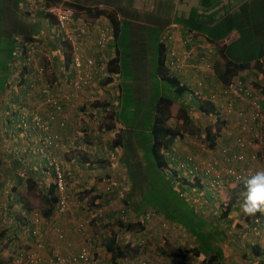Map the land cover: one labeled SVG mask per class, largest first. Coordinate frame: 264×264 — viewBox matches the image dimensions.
Listing matches in <instances>:
<instances>
[{"label": "crops", "instance_id": "0c3cea01", "mask_svg": "<svg viewBox=\"0 0 264 264\" xmlns=\"http://www.w3.org/2000/svg\"><path fill=\"white\" fill-rule=\"evenodd\" d=\"M59 1L61 0H0V80L2 84L0 90V164L2 163V170L0 171V193H2L1 196L4 199V205H6V202H8V205L10 203V205L18 206L15 207L18 213L23 211V204L21 202V198L19 197V193H28L31 189L27 179H32L33 177L36 184V189L46 191V194L52 185V180L50 179L52 173L49 169H46V158H50L51 155L56 156L64 168H69L68 170L70 171L71 162L67 161L68 156L66 154L67 152L65 151L72 147V145H70L72 138L77 139L80 144L79 137L76 136L77 131L75 130V127L77 129V126L80 124L79 116L85 118L84 114L89 112L95 113V111H97L89 108L87 105L89 97H86V94L93 92L95 89V87L92 88L91 83L95 82L96 87H100L99 83L103 78L112 76L113 83L111 84L115 85L116 90H119L120 87V75L118 73L110 75L106 70L108 61L115 56L114 47L117 46L119 39H116L115 34L109 31L110 27L106 19L101 17L92 18L85 9L96 8L99 11H105V13L110 14L117 20H127L130 23L131 29L129 35L130 40L124 47L125 49L127 48L126 50L128 52L132 49V46L129 48L128 45L130 42H133V34L137 36L139 33H142L138 27L142 28L143 26L145 28L148 26L153 29H159L160 35L164 27L170 23H174L179 26V29L175 30L173 33V39L175 41L173 43L175 48H178V45L184 36L183 32L186 29H184L182 25L176 23V20L187 19L191 11H197L198 15L206 16L204 19L205 22L212 20V22L208 25L210 30H213L214 26L218 22H221L222 19H231L233 22L232 31H230L227 37L230 36L233 39L232 42H234L238 40L241 32L243 33L247 31V25L244 18L248 17L250 19L253 15V11H258L253 7L254 0H62L66 6L70 5L72 8H74L75 4L85 7V9L80 11L79 14L83 19H85V21L88 18H92V22L86 21L89 24L86 25L87 28L85 30V34L83 38H81L80 48L86 56H90L95 61H100L105 65L103 70L99 68L93 70V80L91 81L90 85L88 88H84L79 91L70 87L69 82L72 78V74L70 72L69 66L66 67L65 65L66 58L62 52V46L59 41V37L54 34L51 21L44 15L43 12V7H45L43 4L60 5ZM208 1L210 2V5L205 8L204 4L202 5L201 2L207 3ZM149 9L150 11L154 10V14H151V16L148 17L146 14L148 13L147 11ZM144 11L146 12L143 13ZM144 15H146L145 18H143ZM154 17L157 20H155ZM76 21L80 22L83 20H81L80 17H77ZM227 27H229V24H227L226 29ZM100 29H105L107 33L106 41L101 46L96 43ZM108 31L110 33H108ZM191 34L196 35L195 37L197 39L196 42L198 45L202 47L212 46L215 48V54L211 58L212 69L209 71L206 69L203 70L197 59L198 53H194L190 61H187L185 64L180 63L178 65L179 68L173 71L176 72V75L180 77L181 82L185 84L190 91H195L196 81L202 80L204 83L202 93L207 95L209 92L218 90L222 87L221 83L219 82L218 72L224 68L225 61H232V59L228 54L227 49L220 51V48L212 45L215 44V42L210 41L209 37L199 33L196 34L194 32ZM18 35L22 37L20 38ZM22 38L24 40H22ZM30 38L36 39L40 44L38 49L39 53L37 55L38 60L32 61L30 64H25L23 62V50L26 49V47H24L22 43L27 42ZM51 46H53V49ZM184 49L185 48L182 47V51H184ZM144 51H146L145 54L149 53L151 56L149 51L143 50V52ZM178 51H180V48ZM131 54V52L126 54V57L132 61L131 66H133L134 57ZM3 57H6L7 60ZM46 57L48 62L45 61ZM237 58L234 56V59ZM37 61L44 63L46 67L45 80L54 84L53 95L61 100L64 108L63 114H60L58 119L64 118L66 120V127L61 129L57 124H54L55 126L52 124L53 136L56 137L58 143L61 144V146L54 152L50 149L37 152V148L41 146V141L36 138L35 134L31 130H22L18 126V118L20 116L18 112L20 114L22 112L30 114L36 111L42 112L45 115V110L47 107L42 105L41 94L38 93V88L36 87L32 90V92L27 89L28 81L33 79L32 74L28 75V73L29 71H34L36 69ZM195 65H197L200 69H195L193 67ZM259 72L256 69L250 68L249 71H244L240 75L247 77L248 82L262 83L264 87V78L262 77L263 75L259 74ZM248 75H250V77ZM63 80H65L66 84L60 85V83L62 84ZM71 94H73L72 98L69 97ZM261 96L264 98V94ZM66 97H68V99H65ZM190 103L193 105L191 99ZM115 104L118 105L116 102ZM80 105L84 106L86 109L84 108V110H82ZM81 112H83V114ZM75 123L78 125H75ZM117 132L118 131L115 130L106 134L115 136ZM112 133H114V135H112ZM92 138L94 139V143H91V145H86V139L83 140L84 149L87 147L85 150H88L92 153L93 151H96V147H99L100 143L107 144V142H104V134H101L99 137H95V135H93ZM102 146L103 144H101V147ZM174 151V154H176V152L179 153L181 150L176 148L175 145ZM78 158L80 159V157ZM78 158L74 159L73 163L75 161L77 162ZM41 177H46L44 182L40 180ZM45 181L48 182V184H46ZM89 183L92 184L93 179L88 181V183H85L84 186H88ZM11 184V189L7 190V187ZM93 185L94 184H92L91 187H93ZM46 194L42 196L44 206L46 205L44 202ZM72 195L73 193L71 190H69V196L72 197ZM27 199L28 201H31L30 197ZM47 207L48 206L46 205V209H48ZM234 207H236L234 208V211L239 209L237 208V205ZM25 211H27V209H25ZM259 214L260 224L255 228H249L251 231H249L248 234L246 233V230L244 231V235H248L246 239H242L240 237L241 234H238V244L236 246V250L234 247L233 250H230V253H225L223 250L224 264H264V229L262 227V224L264 223V214ZM230 217L231 214L228 213L226 221L233 220V226L236 225V223L240 224L241 220V223L244 224L245 228L247 227L245 221L247 216L244 214L238 216V219L234 217V219H231ZM13 222L15 223L14 229L17 230L18 221ZM154 224L149 227V231L153 233L154 231H152V228ZM62 225L65 228V232L67 233L70 241L68 246L71 245L77 248V245H81L82 242L77 240V236L72 233L70 229L71 224L63 222ZM66 228L68 229L66 230ZM42 230L45 232L44 237L47 241L46 234L51 233L45 230V228H42ZM145 230L141 232V235L144 234ZM129 236H131V233H128V235H125V237L122 239L121 235L117 234L116 242L123 244L125 242V238H129ZM99 241L100 244L95 240L94 237L92 252L93 258H95L96 253H98L97 256L99 259H101L104 254L107 256L109 253H107L106 250L100 246L103 240L101 239ZM46 244L50 245V242L45 243L44 247ZM56 244L65 243L58 242L55 238V241L52 242V245L57 246ZM245 244L246 247H251L252 250H254V247L257 246L259 250L258 254H261L255 257V261L247 262V260L243 258V255L241 256L242 253H240L239 248L241 249V247ZM64 246H62L64 250H66V247L69 249L68 246ZM97 246L98 248H96ZM42 252L46 253L45 250ZM129 254L131 255L132 253ZM138 254L144 255L145 249L138 252ZM139 258L144 257L139 256ZM93 260L91 264H107L106 260H108V258L106 257V260L103 263L99 260H97L99 263L93 262ZM118 261L117 264H121ZM167 262L169 261L165 260L164 264Z\"/></svg>", "mask_w": 264, "mask_h": 264}, {"label": "trees", "instance_id": "16d2710c", "mask_svg": "<svg viewBox=\"0 0 264 264\" xmlns=\"http://www.w3.org/2000/svg\"><path fill=\"white\" fill-rule=\"evenodd\" d=\"M201 4H204V7L207 8V6L210 5V2H201ZM253 5V7L258 11H253V15L250 19L248 17L244 18L247 25V31L243 33L241 32L238 40L220 47L217 43L222 42L228 36L230 31H232L233 22L231 19H222L221 22H218L214 26L213 30H210L208 27L212 20L205 22L204 19L206 16L198 15L197 11H191L188 18L185 20H176V23L182 25V27L186 29L183 32V39L189 33H199L209 37L210 41L215 42V46L219 47L220 51L227 49L232 61H225L224 68L218 72L219 82L221 83L222 87L228 84L233 78H239L244 83L248 82L247 77L241 76L240 74L244 71H249L250 68H253V66H251L252 63L254 67L264 74V0H254ZM74 7L79 11L85 9V7H82L79 4H75ZM85 10H87L89 16L92 18L101 17L106 19L110 27L109 31L115 34L116 39H119L117 46L114 47L115 56L108 61L106 68L108 74L113 75L118 73L120 75L121 83L119 85V90H116L115 85L111 84L113 83L112 76L103 78L99 83L101 89L104 92L103 97L105 98V102L102 107L103 109H106V111H113V114H107V119L109 120L110 118L111 124H105L107 127L105 129V126L104 128L93 126L95 122L94 119H88L87 121L90 124L89 127L94 128L98 132L95 137H99L102 134V130H105L106 133L115 130L118 131V134H116V139L114 142L110 143L111 146L108 147V149L109 152H116L118 148H122L121 150L124 151L122 154L123 157L121 156L119 159L128 171L126 181L129 184V191L126 193L123 199L118 200V203L122 208H124V217L126 218L123 221L116 220L119 230L122 233V239L123 235L126 233H131V236L134 235L135 238L142 236L143 234H140L142 231L138 234L135 233V230L138 228L139 230L144 231L146 229L145 224L150 222V220H156V218H158L159 221H157V224H162L163 221L167 222L168 226L181 229V231L193 238L195 247H193L191 251L196 257L200 255L204 256V260L202 261L203 264H224V251L220 244L226 242L227 238L224 234L230 229L231 221H225L221 224H213L212 222H208L200 215L202 213V208H196L195 206L191 205L188 198L183 195L186 191L192 190L191 187L197 186L204 195L210 196V191L205 190V188H222L223 184H218L217 181L213 182L214 180L207 178V176L205 177L204 175H196L194 178L195 181L193 184H190L188 183L187 178H185L180 172L179 176L182 183L179 185V190H175L171 180L167 179V176L170 174L167 175L165 173L168 161L171 160V155L174 152L175 141L177 137H182V134L174 133L172 132L171 128L165 126L166 122L169 120L170 108L178 101H182L184 94L187 93L190 96L192 104L198 110V112H200V114L205 115L206 117L208 114L216 117L217 123H219V128L217 130L219 133L220 125L225 123L218 115V112L220 111L219 105L213 104L212 102L205 103L199 101L197 97L193 95V92L181 82L180 77L176 74H173L174 71H171L169 67L170 61L166 63V58L168 57L167 47L163 44V42L160 41V30L150 27L149 29L151 32L145 30V38L143 40L145 44L142 48H148L146 44L150 42L151 38H153L156 51V62L155 66L149 70L150 74H152L150 75L151 84L155 82L157 87L161 86V88L158 92L159 95H157L158 93L155 92V97L157 95V99L152 112L147 113V108L143 106L135 93L132 95V92H130L132 86L129 83V80L131 78L130 73L132 74V61L126 57V54L130 53V51L128 52L126 50L127 48L125 49L124 47L129 41L127 36L129 37L130 35V23L125 19L117 20L110 14L105 13V11H99L96 8H87ZM227 24H229V27L226 29ZM148 34L150 36H148ZM184 47L186 50H189L190 45L186 44ZM195 51V53H198L199 56V51H201V49L197 47ZM245 51L247 53H245ZM143 53L145 55L146 51ZM234 56L238 58L234 59ZM65 58V65L68 67L70 62V54L67 50L65 51ZM172 60H174V58ZM248 76L250 77V75ZM261 86L262 83H252V87L257 93V89ZM1 87L2 84L0 80V90ZM217 92L218 91H213V93ZM166 93L172 94L174 97H169L166 95ZM262 93L264 94V87L258 94L263 95ZM218 100L223 101L221 98ZM115 102L118 103V105H116ZM181 104L182 105L179 108L180 119L188 123L191 120L189 117V112L187 111L188 108L185 104ZM261 105L263 106V102H261ZM80 108L84 110L83 106ZM129 110H131V114L128 112ZM138 130L142 131L139 132ZM261 130H264V122ZM204 132L207 136L206 139L209 141V148L217 150L218 152L216 153L214 151V156L222 158V151L216 146L217 143L215 141L216 137L218 138L219 135L215 134L210 136V130H204ZM223 143L225 144V142ZM132 146L134 147L131 148ZM129 148L134 154L132 156L134 157L135 162L137 159L144 157L145 151L150 152L153 162H148L145 160V163L139 167L133 166L131 163V161H133V157L128 158L126 154V151ZM69 149L73 148L70 147ZM166 153H168V156ZM82 160H84L83 162H86V159L78 158L79 162H82ZM206 160L209 159L207 158ZM49 161L50 159L46 158V164ZM148 163L149 165H147ZM60 166L62 169L64 168L61 162ZM147 166H151V168ZM130 169L132 173L130 172ZM150 170L151 172L148 173ZM65 171L67 172V170ZM107 176L109 178V175ZM65 177L68 179L69 175H66ZM207 180L209 182H207ZM126 181L124 180L121 183L125 184ZM240 187L243 188V184ZM68 189L70 190L69 187ZM93 191L94 187H91L89 191L87 190V192L84 193V195L87 193H93ZM135 193L139 194V201L137 202L138 206H134L136 218L135 221H133L126 209L129 199ZM81 197L82 193L80 198ZM107 198L108 199L105 204L115 199L114 193L110 195V198ZM56 201L57 196L55 194V186L52 184L44 198V202L48 206V209H46L43 213L46 218H49L53 213ZM99 207L100 205H93L92 209H97ZM86 210H88V208ZM229 212L230 208H223L221 217L226 219ZM7 213L9 218H7V221L4 223L2 221L3 224L0 223V226H4L3 230L10 231L11 229H14L15 223L9 221L12 215L10 212ZM146 215H149L150 219L147 220ZM259 217V213H257V215L254 217L247 216L245 220L246 225H249L250 219H258ZM14 221L17 222L18 218H16ZM163 225H165V223ZM1 235L3 234L0 232V236ZM32 239L34 240L35 237ZM116 241L117 239L115 236H111L110 240L105 245L106 252L111 256V264H117V261L127 257V253L130 251L129 245L124 246ZM237 244L238 236L237 238H234L232 246H237ZM136 246H139L137 242ZM139 249L140 251H143L145 247L139 246ZM239 251L242 253L241 256L243 255V258L246 259L247 262L255 261V257L261 254H258V250L254 251L251 249V247H246V244L242 246L241 249L239 248Z\"/></svg>", "mask_w": 264, "mask_h": 264}, {"label": "rangeland", "instance_id": "374dc122", "mask_svg": "<svg viewBox=\"0 0 264 264\" xmlns=\"http://www.w3.org/2000/svg\"><path fill=\"white\" fill-rule=\"evenodd\" d=\"M59 2L60 5H65L62 0ZM74 9L77 11V17H80L81 20L85 21V19H83L80 16L79 14L80 11H78L75 7ZM145 12L146 11H144L143 13ZM147 12L148 13L146 15H148V17L151 16V14L152 15L154 14V10L150 11L149 9ZM146 15H144L143 18H145ZM154 19L157 20L155 17ZM86 21L92 22V19L88 18L86 19ZM166 27H164V29H166ZM142 28L144 27L142 26ZM142 28L138 27V29L141 30L142 33H139L137 36L133 34L132 37L133 42L132 43L130 42V44L128 45L129 48H131L132 46L130 52L132 53L131 55L134 57V64L133 66H131L132 74L130 73L131 78L129 80V83L132 86L130 91L132 92V95L135 93V95L139 98L143 106L147 108V113L149 112L151 113L154 104L156 102L157 95H159L158 92L160 91L161 86L157 87V84L155 82L151 84L150 75L152 74H150L149 70L150 68L155 66L156 51L153 43V38H151L150 42L146 44L148 46L147 50L149 49L148 51L150 52L151 56L149 55V53L145 55L143 54V50H146V49H142V47L145 44L143 42L145 38L144 35L145 30H147L148 32H151V30L149 29L150 27L148 26H146L144 29ZM148 36L150 35L148 34ZM195 36L196 35H193V40H196ZM19 37L21 38L22 36ZM127 38L130 40V37L127 36ZM229 38L231 39L230 40L231 43L233 39L230 36ZM51 48L53 49V46H51ZM245 53L247 52L245 51ZM3 58L7 60L6 57ZM45 61L48 62L47 57ZM251 66H253V69H256L259 72V70L256 67H254L253 63ZM170 70L172 71L176 69L170 67ZM173 74H176V72H174ZM259 74L263 75L262 77L264 78V74L262 72H259ZM64 84H66L65 80H63L62 84L60 83V85H64ZM91 86L92 88L95 87V89L93 92L86 94V97H89V101L87 102L88 103L87 105L89 108L97 111H95V113L89 112L87 114H84L85 118L79 116L80 124L78 125L75 123V125H78L77 129L75 127V130L77 131L78 135L76 134V136L79 137L80 144L77 141V139L72 138L70 145H72V147L75 146V148L73 147V149H69L65 151L67 152L66 154L68 156L67 161L71 162L70 171L68 170L69 169L68 168L65 169L67 170L68 173L66 171L65 172L66 175L70 174L69 178L67 179V183H68V187L73 193L72 197H70V206L72 207L68 210L67 213L63 215H56L54 213V216L51 215L49 218H46L43 215V213L46 210V205L44 206L43 198H42V196L46 194V191L36 189V184L34 182L33 177L32 179H27V182L31 187V189L29 190L30 192L19 193V197L21 198V202L23 204L22 206L23 211H20L19 213L17 209H15V207L18 206L10 205V203L8 205V202H6V205H4V199L1 196L2 193H0V223H2V221L4 223L5 221H7V218H9L7 216L8 214L7 212H10L12 215L9 219L10 222H13L16 218H18L17 230L11 229L10 231H5L3 230L4 226H0V232L1 234H3L0 236V264H18L16 258L14 261H12L11 258L16 251L22 248L29 249L31 253L32 252L35 253V251L37 252V249L35 248L34 240L31 238L30 232L28 230L30 228V224L35 222V215H32L34 212H37L42 216V219L39 222L35 223L36 227L41 233L40 238L42 240V243L45 244L50 242V245L46 244V246L42 249V251L43 250L46 251V254L50 253L55 249L62 256H69L77 251V249L74 250L75 246L69 245L70 246L69 249L66 247V250H64L62 247L64 245L67 246V244H70L68 235L65 232V228L62 225L63 222H66L67 224H71L70 229L72 233H74L77 236V240L79 241L83 240L81 239L82 238L81 236H85L86 234H89L88 231H91V233L95 235V240L99 242V244H100L99 240L101 239L103 240L102 244L100 245L101 247H103V249H105V245L110 240L111 236H115V238L117 234L122 236V233L120 232L115 219V214L113 213L114 210L120 208L119 203L117 201L115 202L109 201L107 204H105V202L108 199L107 197L110 198V195L103 193V186L105 180L108 178L107 175H109V177H113L114 179H120L122 181L124 180V178H127L128 171L126 170V167L121 163L119 159V157L121 158L124 151L121 150L122 148H118L116 151V157H115L116 160L113 161L110 160L109 158L110 152L108 147L111 146L110 143L114 142V140L116 139V135L115 136L107 135L105 130H102V134H104V138H105L104 142L105 143L107 142V144L100 143L99 147H96V151H93V153L88 150H85L87 149V147L85 146L86 148L84 149L83 146L84 143L83 140L85 139H86V145L87 144L91 145V143H94L93 142L94 139L92 137L93 135H96L98 133L94 128L89 127L90 124L88 123L87 120L88 119L97 120L98 118V120L99 119L101 120L100 127L104 128L105 124H111L110 118L109 120L107 119L108 116L107 114L108 113L113 114L112 110L106 111V109H103L102 107L105 102V98L103 97L104 96L103 90L100 89V87H96L95 82L91 83ZM150 88H151V93H150ZM262 88L263 85L257 89L258 93ZM218 90H213V91H218ZM155 92L158 93L156 97H155ZM202 92L203 89L200 91H196V94L200 95L197 98L201 101H203L206 98L205 94ZM166 95L172 98L174 97L172 96V94L166 93ZM182 99H183L182 101H178L175 105H173L170 108L169 120L165 124V126L171 128L172 132L182 134V137H177L175 141L176 148H179L181 150L177 154L180 156H184V155L193 156V158L195 159L194 162L199 167H202L203 164H206L208 162L206 160L207 158L209 160L220 159L218 156H214V151L218 153L217 150H213L209 148V141L206 139L207 136L204 130H210V136H213L215 134L219 135L218 138L216 137L215 141L217 143L216 146L220 148L222 151L224 148H230L231 146L230 142L225 141L226 139L224 135L226 134L225 132L227 130L232 131L234 127H232L231 125H233L234 122H232L231 124L227 123V127L225 128L221 127L218 133L217 130L219 127V123L216 122L215 117H211L209 114L207 115V117L205 115L200 114V112H198V110L194 107V105H191L190 98L187 93L184 94ZM181 103L185 104L188 108L187 111L189 112V117L191 119L190 122L188 123L180 119L179 108L182 105ZM81 106L82 105H80V107ZM128 112L131 114V110H129ZM81 113L83 114V112ZM93 126L95 125L93 124ZM106 128L107 127L105 126V129ZM138 131L141 132L142 130H138ZM235 132H236V128L234 129L233 133ZM260 133H261V137L257 140V144H253L252 147H250V153L254 154L255 156V158L252 159L254 161L245 162L243 165L242 164L237 165L234 163L232 167L234 171L240 172V170L242 169L244 171L246 170L255 171L259 168H264V130H261ZM112 135H114V133H112ZM223 142H225V144ZM101 144H103L102 147ZM133 147L134 146H132L131 148ZM126 152L128 158L133 157L132 155L134 154L130 148L127 149ZM78 157L86 159L85 164L84 162H79V161H77L78 163L76 161L73 163V160ZM145 160L148 162H153L152 156L149 151H145L144 157L141 159H137L136 162L134 161V157H133V161H131V163L133 164V166L139 167L140 165L145 163ZM147 165H149V163ZM1 167H2V163L0 164V171L2 170ZM147 167L151 168V166H147ZM130 172L132 173L131 169ZM150 172L151 170L148 171V173ZM213 173L214 176L219 175L221 179L225 176L224 174H221L220 166H218L213 171ZM45 178L46 177H41L40 180L44 182ZM50 179L53 181L52 176L50 177ZM91 179H93L92 184H94L93 185L94 191L93 193L86 194L88 198V202H84L85 203L84 204L83 203L84 193H86L87 190L89 191L92 185L89 183L88 186H84V184L88 183V181H90ZM167 179L171 180V182L173 181L171 176H167ZM207 182L209 181L207 180ZM45 183L48 184V182L46 181ZM174 183H175L174 189L179 190L177 186V182L175 181ZM223 184L225 186L222 188H213V187L209 189L205 188V190L210 191L211 194L210 196L204 195L203 192L200 191L197 186L193 187L192 190L186 191L184 193V196L188 198V200L190 201L189 203L191 205L195 206L196 208L203 209L200 215L203 218H205L208 222H212L213 224H221L227 220L221 217L223 208H227V207L230 208L231 211L229 212V214H231L230 217L231 219L234 218L238 219V216L243 215V213L240 212L239 209H236L237 211H234V208H236L234 207L235 205H237L238 206L237 208H239L241 193L243 191V188L240 187V183L228 181L227 179H225L223 181ZM11 187L12 184L7 187V190L11 189ZM81 193H82V197L80 198ZM138 196L139 194L137 193L133 194L132 197L129 199L127 205L129 216L133 221H135L136 218L134 206L135 207L138 206L137 205V202L139 201ZM28 197L31 198V201H28L27 199ZM93 205H97V206L100 205L99 211L92 210ZM87 208L88 210H86ZM25 209H27L28 212L25 211ZM88 211H89V216H88ZM100 215H102V217L98 218L100 217ZM26 216H27V220H26ZM91 217H92V222L88 225L87 223L90 222ZM120 220H122V218L118 219L117 221ZM161 220H162V216H161ZM95 221H98L99 223H96ZM157 221H159L158 218H156V220H150V222L145 224L147 229L145 230L142 236L136 239L134 235L129 236V238L128 237L125 238L124 240L125 242L122 245L125 246L127 243L130 244V252L127 253L129 256L127 255V257L120 259L118 262H120L121 264H139V261L144 260L149 264H164L166 260L169 261L166 264H203L202 261L204 257L201 255L196 257L194 253L191 251L192 248L195 247V244L193 243V238H191L185 232L181 231V229L168 226L167 222L163 221L162 224H157ZM230 221H231L230 229L227 230V232L224 234L227 238L226 242L220 244V246L223 248L225 253H230V250L236 248V246L235 245L232 246V244L234 238H237L239 233L241 234L240 237L242 239H246L248 235H244V231L246 230V233L248 234L249 228H255L260 224V218L258 219V221H255V219L253 218L250 219L249 225H247L246 228L244 224L241 223V220H240V224L236 223V225L234 226H233L234 224L233 220ZM76 223L77 226L83 224V229L80 232V234L75 233L74 225ZM164 223L165 225H163ZM153 224L154 226L152 228V231H154V233L149 231V227ZM262 227L264 229V223L262 224ZM42 228H45V230L51 233V234L48 233L46 234L47 241L45 240L46 239L44 237L45 232H43ZM57 229H59L60 231L56 232ZM67 229L68 228H66V230ZM141 231L143 230H139L137 228V230H135V233L139 234ZM60 232L61 234L63 233L65 235L66 239L68 238V240L66 241L67 243L56 244L57 246H53L52 242L55 241V238L57 239L56 235ZM125 235L128 234H124L123 238L125 237ZM139 238H142L143 240H145V242H147V247L145 248L144 255H139L138 252H136L138 250L133 249L136 246V242H138ZM76 247H78V245ZM96 248H98V246ZM131 252L132 254L130 255L129 253ZM97 254L98 253H96L95 258H93L94 259L93 262H98L97 260H99L103 263L107 257L108 260H106V263L111 264L110 254H107V256L104 254V256L101 257V259H99ZM139 256L144 257V259L143 258L140 259Z\"/></svg>", "mask_w": 264, "mask_h": 264}, {"label": "built area", "instance_id": "2783aa9c", "mask_svg": "<svg viewBox=\"0 0 264 264\" xmlns=\"http://www.w3.org/2000/svg\"><path fill=\"white\" fill-rule=\"evenodd\" d=\"M47 13L53 21V27L56 33L60 36L61 42L66 45L65 50L70 54L69 67L72 74L70 80V87L75 90H82L88 88L91 81L93 80V70L99 68L104 69L105 65L102 62L95 61L92 57L86 56L81 46V38L85 34L87 24L84 22L78 23L75 20V11L72 8L65 6L53 5L47 9ZM79 26V27H78ZM179 29L177 24L171 23L161 35L160 41L167 47V53L170 59V67H178V65L185 64L187 61L192 59L193 54L196 52V48L199 47L200 55L198 56V61L203 70H211L212 63L211 58L215 53V48L212 46L202 47L198 45L195 40H193V35L188 34L178 48L174 46L173 33L175 30ZM108 33H110L108 31ZM107 38V33L105 29L99 30V36L96 39V43L101 46ZM230 38L223 40L219 45H225L230 42ZM189 44V50L182 47ZM180 48V51H178ZM182 51V52H181ZM34 49L31 48L26 52L25 64H30L33 58ZM174 58V60H172ZM195 69H200L197 65L193 66ZM33 79L28 81L27 87L30 90L39 89L40 94L43 97V104L47 107L45 116L41 115L39 112H33L30 115L25 113L20 114L18 119V126L21 129H30L34 132L36 136L44 134L43 146L45 148H55L61 146L58 143L56 137L53 136L52 124H57L59 127L64 128L66 121L65 119H58V116L63 113V104L58 97L51 94L52 86L44 78V68L38 66L36 70L32 73ZM197 87L200 89L203 86V81H197ZM73 97V94L69 96ZM219 98H221L225 103V110L220 113V118L224 121L234 122L232 131L227 130L224 135L225 139L231 143L230 148H224L222 150V158L209 160L202 167H199L193 160L192 157H185L184 159L178 160L177 168L183 171L185 176H189L190 180H194L196 175H204L207 178H211L217 181L218 184L223 183L225 178H229L231 181L236 183H242L244 177L252 173V170L243 169L240 172H236L232 169L234 163L237 165H243L245 162H252L255 158L254 154L250 153V147L253 144H257V140L261 137V129L264 122V111L261 102L264 98L260 97L259 94L252 87L250 82H242L239 78H233L228 84L224 85L219 89L217 93H211L208 100L215 103ZM65 99H68L66 97ZM243 104V105H241ZM234 107H237L235 110ZM94 125L100 127L101 120H95ZM227 127L225 124L223 128ZM236 128V132L234 129ZM225 140V141H226ZM38 151H42L40 148ZM249 151V152H248ZM256 151V150H255ZM116 152L111 151L109 154L110 160H116ZM48 168L52 171L53 185L55 186V194L57 196L56 211L57 213H65L70 204V199L68 196V183L66 179V174L64 169L60 166V162L54 157L50 159L47 163ZM221 167V174L225 176L221 179L219 175H215L213 171L218 167ZM200 172V173H199ZM199 173V174H198ZM114 178H107L104 182V191L106 194H113L115 196L114 200H121L124 198L128 191V184L121 183ZM113 200V201H114ZM88 202V198H83V203ZM85 204V203H84ZM100 208L94 209V211H99ZM124 208L119 210L121 218L124 220ZM102 215H100L101 218ZM97 218V219H98ZM147 220L150 219L149 215H146ZM39 215L35 214V223L39 222ZM88 221V220H87ZM92 221V217L89 225ZM83 229V224L77 226V231L81 232ZM32 236L37 237V232L33 231ZM62 238V236H59ZM86 244L80 248L77 254L62 256L56 251H52L50 258L43 261L35 253L21 251L16 255V261L21 264L26 260L30 264H88L91 257V251L89 250L93 243V239L87 235ZM39 241V240H38ZM139 246H144L146 244L145 240L139 238ZM38 247H41V243H38ZM141 264H147L146 262H141Z\"/></svg>", "mask_w": 264, "mask_h": 264}, {"label": "clouds", "instance_id": "9594fccd", "mask_svg": "<svg viewBox=\"0 0 264 264\" xmlns=\"http://www.w3.org/2000/svg\"><path fill=\"white\" fill-rule=\"evenodd\" d=\"M50 5H52V4H43V6H45V7H43V12H44V15L51 21V24H52V27H53V21H52V19L50 18V16H49V14L47 13V9L49 8V7H51ZM53 6V5H52ZM57 6H59V5H57ZM60 6H65V7H69V6H66V5H60ZM69 8H72V7H69ZM74 11H75V20L77 19V11L74 9V8H72ZM92 19V18H91ZM81 22H84V23H86V24H89L88 22H86V21H80V22H78V23H81ZM171 24V23H170ZM169 24V25H170ZM168 25V26H169ZM167 26V27H168ZM166 27V28H167ZM53 29H54V34L56 35V36H58L59 37V41H60V43H61V46H62V52H63V54L65 55V47H66V45L64 44V43H62L61 42V38H60V36L56 33V31H55V28L53 27ZM165 30V29H164ZM163 32L164 31H162V34H163ZM161 34V35H162ZM191 34V33H190ZM161 35H160V39H161ZM227 38H229V37H227ZM227 38H225V39H227ZM58 39V38H57ZM224 39V40H225ZM22 40H24L23 38H22ZM175 42V41H174ZM221 43V42H220ZM220 43H217V44H220ZM230 43V42H229ZM228 43V44H229ZM23 44V46L24 47H26V49H24L23 50V60H25V56H26V52L29 50V49H31V48H33L34 49V52H33V58H32V61H35V60H38V58H37V55H38V53H39V51H38V49H39V43L37 42V40L36 39H32V38H30V39H28V41L27 42H23L22 43ZM212 45H214L215 46V44H212ZM219 48V47H218ZM69 53V52H68ZM215 54V53H214ZM167 55H168V53H167ZM214 56V55H213ZM167 60H166V63L167 62H169L170 61V59H169V55H168V57L166 58ZM31 61V62H32ZM38 66H42L43 68H44V78L46 77V67H45V65H44V63L43 62H38L37 61V66H36V69H37V67ZM170 67V66H169ZM174 69H178L179 67H173ZM35 69V70H36ZM69 69H70V67H69ZM33 71H29V73H28V75L29 74H31ZM71 72V71H70ZM232 80V79H231ZM30 81V80H29ZM47 81V80H46ZM198 81V80H197ZM197 81H196V83H195V87H196V89H195V91H192L193 92V94H194V96H196V97H199L200 95L199 94H196V91H200V90H202L203 89V87H204V83H203V86H202V88H198L197 87ZM47 82H49V81H47ZM50 84H51V86H52V89H51V94L53 95V83H51V82H49ZM27 89L30 91V92H32V90H30L28 87H27ZM219 91V90H218ZM38 93H40L39 92V89H38ZM211 93H213V91H211V92H209V94H207V95H205L206 96V98L203 100L205 103H207V102H210L209 100H208V98H209V95L211 94ZM196 94V95H195ZM54 96V95H53ZM198 99V98H197ZM199 100V99H198ZM41 101L43 102V97H42V95H41ZM199 101H201V100H199ZM203 101H201V102H203ZM213 103V102H212ZM213 104H218L219 105V112H218V115L220 116V113H222L224 110H225V103H224V101H219V100H217L215 103H213ZM42 105L44 106V107H46L43 103H42ZM241 105H243V104H241ZM234 109L236 110L237 109V107H234ZM63 111H64V109H63ZM34 112H36V111H34ZM45 112H46V110H45ZM22 113H24V112H22ZM21 113V114H22ZM33 113V112H32ZM41 115L43 114L42 112H39ZM18 114L20 115V113L18 112ZM25 114H27V113H25ZM31 114V113H30ZM30 114H27V115H30ZM63 114V113H62ZM18 115V116H19ZM44 115V114H43ZM45 116V115H44ZM211 116V115H210ZM211 117H215V116H211ZM216 118V117H215ZM229 118V117H228ZM228 118L226 119L227 121H228ZM19 119V118H18ZM223 122H225L224 124H222V125H220V128L221 127H223L225 124L227 125V121H224L223 120V118H220ZM216 120V119H215ZM66 121V120H65ZM216 122H217V120H216ZM232 122H230V124H231ZM56 125V124H55ZM54 125V126H55ZM66 127V126H65ZM64 127V128H65ZM232 127H233V125H232ZM20 128V127H19ZM61 128V127H60ZM219 128V127H218ZM52 129H53V127H52ZM61 129H63V128H61ZM22 130H27V131H29L30 129H22ZM32 131V130H31ZM53 130H51V132H52ZM33 132V131H32ZM34 133V132H33ZM52 134H53V132H52ZM36 136V135H35ZM36 138L37 139H39V141H41V146L40 147H38L37 148V152H41V151H38L40 148H42V151H45L46 149H50V150H56L55 148H45L44 146H43V138H45L44 137V134H41V135H39V136H36ZM220 138V137H219ZM59 148V147H58ZM57 148V149H58ZM111 152V151H110ZM175 152V151H174ZM174 152H173V154H174ZM171 155V160H169L168 161V164H167V167H166V171H165V173L168 175V174H170V175H168V176H171L172 177V183H173V185L175 186V181L177 182V186H178V188H179V185L182 183V181H181V179H180V176H179V174H180V172H181V174L185 177V178H187V181H188V183H190V184H193V182L195 181V179L194 180H190V177L189 176H185L184 174H183V171L181 170V169H178L177 168V162H178V160H181V159H184L185 157H192L193 158V156H188V155H184V156H180V155H178L177 154V152H176V154H174V155ZM166 155L168 156V153H166ZM56 158L57 160H58V158L56 157V156H54V155H51V157L49 158V159H52V158ZM193 160H195L194 158H193ZM211 160V159H210ZM59 161V160H58ZM207 161H209V160H207ZM60 162V161H59ZM46 169H49L48 168V166H47V164H46ZM64 169V171H65V168H63ZM50 170V169H49ZM51 171V170H50ZM51 173H52V171H51ZM109 178H113V177H109ZM225 179H227L228 181H231L229 178H225ZM224 179V180H225ZM117 180H120V179H117ZM124 180L126 181V178H124ZM123 180V181H124ZM120 181H122V180H120ZM126 183H127V181H126ZM52 184H53V181H52ZM128 184V183H127ZM223 184V183H222ZM243 184V191H242V193H241V200H240V203H239V210H240V212H242L245 216H256L257 215V213H262V214H264V168H259V169H257V170H255V171H253L252 173H250L249 175H247L246 177H244L243 178V180H242V183H240V186ZM225 185L223 184V186L222 187H224ZM214 188H216V187H214ZM242 188V187H241ZM191 189H193V187L191 188ZM128 191H129V184H128ZM127 191V192H128ZM103 193H105V191H104V186H103ZM108 195H111V194H108ZM184 195V194H183ZM68 196H69V192H68ZM85 197H87V195H84L83 196V198H85ZM69 199H70V196H69ZM115 201H117L118 202V200H114V202ZM56 203H57V201H56ZM56 203H55V207H54V209H53V213L51 214V215H53L54 216V213L56 214V215H63V214H65V213H67L68 212V210L72 207V206H70V204H69V208H68V210L65 212V213H57V211H56ZM120 206V205H119ZM122 207L120 206V208L119 209H117V210H114V214H115V219L116 220H118V219H120L121 218V216H120V213H119V210L121 209ZM92 210H94V209H92ZM126 211H128V209H126ZM35 214H38L37 212H34L32 215H35ZM113 214V215H114ZM39 215V217H40V219H39V221L42 219V216H41V214H38ZM112 215V214H111ZM124 218H126V217H124ZM260 218V217H259ZM258 218V219H259ZM258 219H255V221H258ZM26 220H27V218H26ZM125 220V219H124ZM120 221H123V219L122 220H120ZM92 222V221H91ZM96 223H99L98 221H95ZM37 223V222H36ZM32 225V226H31ZM74 227H75V233H78V234H80V232H78L77 231V223L74 225ZM29 230V232H30V235H31V238H34L35 237V239H34V244H35V248L37 249V252L35 251V253H36V255L40 258V259H42L43 261H45V260H48V258H50V254H51V252L50 253H48V254H46V253H42V249L44 248V243H42V240H41V238H40V232H39V230H38V228L36 227V225H35V222H33V223H31L30 224V228L28 229ZM33 231H36L37 232V237L36 236H32V232ZM60 230L59 229H57L56 230V232H59ZM251 231V230H250ZM89 232V234H86L87 236H89V237H91L92 239H93V243H94V237H95V235L93 234V233H91V231H88ZM128 234V233H127ZM93 235V236H92ZM57 241L58 242H64V243H67L66 241L68 240V238L66 239L65 238V235L62 233L61 234V232L60 233H58L57 235ZM59 236H62V238H60ZM82 238L81 239H83V240H81L80 242H82V244L81 245H79L77 248H74V250H76L77 249V251L75 252V253H72L71 255H73V254H77L78 252H79V250H80V248H82L85 244H86V237L85 236H81ZM136 239V238H135ZM39 240V241H38ZM38 243H41V247H38L37 245H38ZM94 245V244H93ZM92 245V246H93ZM126 245H129V248H130V244L129 243H127ZM67 246H68V244H67ZM68 247H70V246H68ZM144 247L146 248L147 247V242H146V244L144 245ZM133 249H135V250H138V252H140V249H139V246H135ZM258 250V248H257V246H255L254 247V251L255 250ZM90 251H91V259H90V261H89V263L88 264H91V262H92V260H93V252H92V247L89 249ZM21 251H27V252H30V250H28V249H24V248H22V249H19L18 251H16L13 255H12V261H14L15 260V258H16V255L19 253V252H21ZM53 251H56L55 249L53 250ZM259 251V250H258ZM57 252V251H56ZM130 252V251H129ZM137 252V251H136ZM34 253V252H33ZM40 253V254H39ZM132 253V252H131ZM201 256H203V255H201ZM204 257V256H203ZM142 259V258H141ZM144 259V258H143ZM204 260V259H203ZM141 262H145L144 260L143 261H139V264H141ZM147 263V262H146ZM21 264H30V263H28L26 260H24ZM38 264H42V263H38ZM147 264H149V263H147Z\"/></svg>", "mask_w": 264, "mask_h": 264}]
</instances>
